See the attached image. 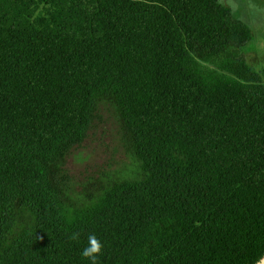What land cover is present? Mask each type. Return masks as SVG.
<instances>
[{"label": "trees", "instance_id": "16d2710c", "mask_svg": "<svg viewBox=\"0 0 264 264\" xmlns=\"http://www.w3.org/2000/svg\"><path fill=\"white\" fill-rule=\"evenodd\" d=\"M219 0H0V264H255L264 254V68ZM101 102L133 178L69 194ZM79 232L78 240L69 237Z\"/></svg>", "mask_w": 264, "mask_h": 264}, {"label": "rangeland", "instance_id": "374dc122", "mask_svg": "<svg viewBox=\"0 0 264 264\" xmlns=\"http://www.w3.org/2000/svg\"><path fill=\"white\" fill-rule=\"evenodd\" d=\"M235 17L252 30L250 43L239 50L255 71L264 68V0H219ZM64 171L68 174L69 194L83 196L84 190L98 180L133 178L138 173L135 160L126 149L114 108L101 102L91 128L81 144L66 157Z\"/></svg>", "mask_w": 264, "mask_h": 264}, {"label": "clouds", "instance_id": "9594fccd", "mask_svg": "<svg viewBox=\"0 0 264 264\" xmlns=\"http://www.w3.org/2000/svg\"><path fill=\"white\" fill-rule=\"evenodd\" d=\"M79 236V232H73L69 238L71 240H78ZM87 241V246L82 249L81 256L87 258L90 261V264H99V256L103 249L102 242L92 233L88 235Z\"/></svg>", "mask_w": 264, "mask_h": 264}, {"label": "water", "instance_id": "95a60500", "mask_svg": "<svg viewBox=\"0 0 264 264\" xmlns=\"http://www.w3.org/2000/svg\"><path fill=\"white\" fill-rule=\"evenodd\" d=\"M255 264H264V254L261 256V258Z\"/></svg>", "mask_w": 264, "mask_h": 264}]
</instances>
